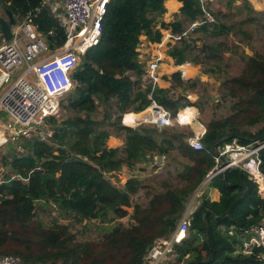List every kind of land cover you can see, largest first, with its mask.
<instances>
[{
    "label": "trees",
    "instance_id": "16d2710c",
    "mask_svg": "<svg viewBox=\"0 0 264 264\" xmlns=\"http://www.w3.org/2000/svg\"><path fill=\"white\" fill-rule=\"evenodd\" d=\"M44 1L0 0V5L3 12L8 10L18 19L31 14L49 49L54 50L64 41V28L42 7ZM165 1L110 0L102 21L100 43L81 57L72 74L74 88L68 108L74 116L60 123L54 117L48 118L55 126L52 132L48 131V141H27L24 148L28 154L13 156L9 163L13 174L27 179V183L14 180L0 186V256L17 257L26 264H145L152 246L174 233L187 197L214 168L213 147L234 141L244 146L264 140V131L256 136L244 135L235 130L241 124L229 120L224 124L214 122L201 139L205 150L194 151L181 138L182 134L158 142L151 134L156 131L123 127L118 117L109 126L125 132L124 147L106 146L110 132L101 128L109 113L103 121L93 117L100 106L106 110L114 106L119 114L134 112L125 117L123 125L128 117L144 111L152 102L172 115L183 109L181 119L193 110L185 112L189 102L181 105L169 96L167 89L140 87L143 73L137 59L140 37L145 36L150 44H159L160 29L170 28L173 34H178L186 23L202 17L199 0H177L182 5L179 13L186 23L175 19L171 24L160 23V29H156V18L166 13ZM208 27L204 24L198 30L208 33ZM49 31L53 37L47 35ZM1 41L0 31V44ZM183 42L168 52L176 66L187 62L186 51L190 47L182 45ZM257 71L261 76L255 77ZM129 72L137 81L129 78ZM245 75L247 78L240 84L253 90L251 103L259 113L246 122L253 126L264 117V67L252 66ZM172 77L181 81L178 73ZM112 99L115 103H110ZM133 121L134 116L129 123ZM224 126L232 129L227 137L223 134ZM175 148L192 161L179 176L187 185L177 190L168 188L152 196L146 206H135L132 219L136 225L126 228L115 224L98 242L78 243L67 225L54 221L51 227H46L34 220L37 202L54 206L76 224L92 220L110 223L124 217L127 215L124 209L131 206L130 197L136 194L139 182L129 179L123 187H116L107 176L120 171L123 165L146 162L150 153L168 155ZM260 160L264 173V149ZM209 186L219 190L220 198L217 202L201 199L190 216L184 240L172 247L175 261L178 264H260L258 258L264 255V246L251 247L249 254L243 253L247 241L244 233L264 220V198L258 183L244 171L231 168L215 176Z\"/></svg>",
    "mask_w": 264,
    "mask_h": 264
},
{
    "label": "rangeland",
    "instance_id": "374dc122",
    "mask_svg": "<svg viewBox=\"0 0 264 264\" xmlns=\"http://www.w3.org/2000/svg\"><path fill=\"white\" fill-rule=\"evenodd\" d=\"M206 2L207 9L214 19V22L208 24L210 25L208 27L209 32L197 30L194 35L182 44L190 47L186 51V60L188 64H192L193 68H195L192 74L185 78L182 71L190 70L184 68L181 71L179 68H175V73L172 75L178 73L181 81L176 79L177 77L166 74L165 71L170 68L168 66L171 64L175 65V60L169 64L166 57L159 70V74L163 75L164 83H160V85H164L162 86L165 87L163 89L169 90V96L174 100H178L181 105L185 101L189 102L190 105H186L189 108L186 107L185 112L190 108L193 110L186 112L182 120L180 113L183 112L181 111L183 109L178 110L177 119L182 126L179 124L168 128H157L147 124L137 126L133 121V124H131L133 128H126L156 131V133L152 132L151 134L158 142L163 138H170L172 135L180 136V134H182L181 138L186 142L189 137L194 135L193 126L189 124L193 117L195 120L193 123L198 122L203 125L206 131L214 122L224 124L228 120L241 124L235 130L244 135L256 136L264 131V117L253 126L246 125L248 120L257 117L259 113L257 108L251 103L253 90L249 87L244 88L240 84L242 79L247 78L245 72L250 67H264V0H206ZM58 8H54V12ZM0 16L6 18L1 5ZM187 25L188 23L184 27ZM213 30L215 33H212ZM161 42H163L161 50L166 47L164 54L167 56L172 47L181 45L179 42L170 39L165 31L162 33ZM150 56H146L144 61ZM127 75L130 76L131 73H127ZM259 76H261V73L257 71L255 77ZM72 90L61 99L59 112L54 116L58 123L74 116V112L68 108L70 103L69 96ZM95 102L97 104L96 99ZM110 103H115V100L112 99ZM238 108L239 111L237 112ZM145 111L147 109L141 113ZM108 113L109 119L104 120L105 115ZM122 114H119V111L114 106L108 110L104 106H100L93 117L98 121L104 120V126L101 129L109 131L110 136L120 138L125 143V132L123 130L117 132L114 127L109 126V123H113L118 117L121 120ZM233 115L235 116L229 118ZM171 116L175 118L176 113L175 115L171 114ZM120 120L119 125L123 126ZM185 124L187 126H184ZM44 125L45 129L51 132L55 127L48 119L45 120ZM231 130L230 126L223 127L225 137L228 136L227 134ZM109 137L106 140V146L114 148L110 147L107 142ZM234 143L236 142L234 141ZM177 144L178 141H175L174 145L177 146ZM26 154H28V151L25 148L19 149L5 146L0 149V167L4 169L5 173L14 175L9 163L12 161L13 156ZM153 154L157 155L156 153H150L146 158V162L133 166L123 165L120 171L113 172L107 176L111 184L116 187H123L129 179H136L139 182L136 194L130 197L131 206L124 209L127 212L124 217L115 218L110 223L92 220L76 224L72 218L63 217L62 213L54 206L37 202L34 209V220L41 221L46 227H51V223L54 221L62 226L67 225L71 235L75 237V241L78 243L98 242L103 234L115 224H122L126 228L136 225V222L132 219L135 206H146L152 196L163 193L168 188L177 190L187 185L185 181L180 180L179 176L186 166L192 164L191 160L182 155L176 148L170 150L168 155H164L165 159L163 161H155L152 157ZM123 168H126V170H123ZM24 181L23 183H27L26 180ZM204 181L205 177L201 184L187 197L186 203L201 200V196L198 197V189L204 185ZM170 239L171 236L169 239H162V241L170 244ZM172 247V244L168 246L169 249ZM147 257L148 255H146L145 259ZM158 264L178 263L175 261V256L172 253H168L159 260Z\"/></svg>",
    "mask_w": 264,
    "mask_h": 264
},
{
    "label": "built area",
    "instance_id": "2783aa9c",
    "mask_svg": "<svg viewBox=\"0 0 264 264\" xmlns=\"http://www.w3.org/2000/svg\"><path fill=\"white\" fill-rule=\"evenodd\" d=\"M46 2L52 3L46 4ZM53 2L61 3L66 16L65 20L59 22L60 27L64 28V41L54 50L49 49L46 37L38 31L31 14L21 19L15 17L16 25L12 28V39L5 42L2 38L0 44V149L5 146L22 149L31 139L48 141V131L44 127L45 120L58 114L62 97L73 89L72 74L80 64L81 57L100 43L102 21L110 0H45L42 7L49 9ZM199 4L202 11L201 19L188 23L178 35H169L170 39L175 42L187 40L198 28L214 22L207 9L206 0H199ZM47 35L53 37V32L49 31ZM138 61L143 69L139 79L142 87L156 88L162 80L159 74L160 56L151 55L146 61L141 57ZM129 78L133 82L137 81L133 73ZM147 111L145 119L140 122L142 124L157 128L182 125L177 119L178 112L174 118L155 102L151 103ZM130 113L133 112L126 111L122 114L120 120L122 124ZM205 133V129L194 133L186 143L194 151H204L201 139ZM262 149H264V140L254 141L244 146L232 142L216 147L212 154L214 168L206 174L204 185L225 170L238 168L258 183L264 198V173L260 160ZM164 159V155L157 158L158 161ZM14 180L27 182V179L18 175L5 173L0 167V186ZM189 222L190 217L180 219L176 230L171 235L170 244H180L184 240ZM244 235L247 237L244 243V254H249L251 247H263L264 220L261 225L251 228ZM170 244L162 240L156 242L148 252L145 264H158L164 255L171 254L172 248H168ZM162 246L164 247L161 248ZM258 261L264 264V255L259 256ZM0 264L26 263L17 257L0 256Z\"/></svg>",
    "mask_w": 264,
    "mask_h": 264
},
{
    "label": "crops",
    "instance_id": "0c3cea01",
    "mask_svg": "<svg viewBox=\"0 0 264 264\" xmlns=\"http://www.w3.org/2000/svg\"><path fill=\"white\" fill-rule=\"evenodd\" d=\"M51 3L52 2H46V4H51ZM55 4H57V5H55ZM164 6L166 8V13L163 14L161 17L156 18V23H157L156 24V29H160V23L171 24V23H173L175 21V19H178L182 23L186 22L184 20V18L179 13V10H180V8L182 6L180 2H178L177 0H166L164 2ZM56 7H59V8H58V10L56 12H54V8H56ZM46 10L48 11V13L50 15L55 17L59 22L62 21V20H65V17H66L65 16V11H64V9H62L61 3L53 2V5H50V8L46 9ZM61 12H63V13H61ZM160 31H161V33H164V31H165V32L168 33V35H174L171 32L170 28H168V29H160ZM183 41H186V40H183ZM162 47H163V42L161 44H150V43H148L146 41L145 36H141L140 37V44H139V46L137 48L138 59H140L141 57L144 59L146 56H150L151 54L152 55H156L157 54L161 58V63L159 65V70H160V66L163 65V60H164L165 57L168 60L169 64H171L173 62V59L171 57H169V56L164 54L165 50H166V47H164V50H161ZM168 67H170V68L168 70H166L165 72H166V74H170V75L175 73L174 72L176 70L175 68H179L181 71H182V69L186 68V69L190 70L191 73L193 72V69H195V68H193L192 64L190 65V64H188V62H186L185 64L180 65V66H175L174 64H171ZM161 77H162V80L160 81V83H164L163 75H161ZM139 83H140V87L143 88L141 82H139ZM160 83H159V85L157 87L158 88H162V89L165 88V87H162L164 85H160ZM140 113H135V114H140ZM193 121H195L194 117H193V119L191 121V124L190 123L189 124L193 126L194 133H198V132L202 131L203 129H205L203 125L199 124L198 122H195V124H194ZM189 124H188V126H190ZM180 126H182V125H180ZM184 126H187V124H185ZM107 142H108L110 147H114V148H119L120 149L121 147L124 146V143H123L122 139L117 138L115 136H110ZM160 156L161 155H159V154H157V155L153 154L152 155V157H153V159L155 161H157V158L159 159ZM124 167H126V166H124ZM126 168H123V170H126ZM200 196H201V199L203 197H205L206 199H208V200H210L212 202L213 201L217 202L219 200V198H220V192H219V190L217 188L210 187L209 183H208V184H205V185H203L202 187H200L198 189V197H200ZM200 201L201 200H198L197 202L196 201H193V202H190V203L188 202L189 204L186 203L185 210H184V213L182 215V218L183 217H190L191 214L198 207Z\"/></svg>",
    "mask_w": 264,
    "mask_h": 264
},
{
    "label": "water",
    "instance_id": "95a60500",
    "mask_svg": "<svg viewBox=\"0 0 264 264\" xmlns=\"http://www.w3.org/2000/svg\"><path fill=\"white\" fill-rule=\"evenodd\" d=\"M4 13L6 18L0 16V31L3 40L8 42L12 39V28L16 25V19L10 11L6 10ZM215 148L216 146L213 147V149Z\"/></svg>",
    "mask_w": 264,
    "mask_h": 264
},
{
    "label": "bare ground",
    "instance_id": "6f19581e",
    "mask_svg": "<svg viewBox=\"0 0 264 264\" xmlns=\"http://www.w3.org/2000/svg\"><path fill=\"white\" fill-rule=\"evenodd\" d=\"M259 4V3H258ZM256 5H257V3H256ZM261 6H262V4H260ZM255 6V5H254ZM183 73H184V77L185 78H187L188 76H190L192 73L190 72V71H187V70H184L183 71ZM148 111H146V112H144V113H140V114H137V115H132V116H130V117H128V119L126 120V122H125V124L127 125V126H129V127H131V124L129 123V121H130V119H131V117H133L134 116V122H135V124L138 126L139 124H142V123H140V122H142L144 119H145V114L147 113ZM182 120V119H181ZM183 235L181 234V237H182Z\"/></svg>",
    "mask_w": 264,
    "mask_h": 264
}]
</instances>
